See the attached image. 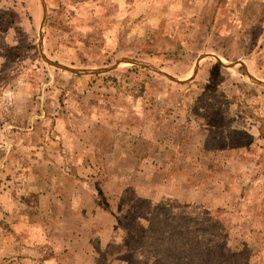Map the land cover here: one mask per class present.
Segmentation results:
<instances>
[{
	"label": "rangeland",
	"instance_id": "374dc122",
	"mask_svg": "<svg viewBox=\"0 0 264 264\" xmlns=\"http://www.w3.org/2000/svg\"><path fill=\"white\" fill-rule=\"evenodd\" d=\"M164 211L264 264V0H0V264H168Z\"/></svg>",
	"mask_w": 264,
	"mask_h": 264
},
{
	"label": "trees",
	"instance_id": "16d2710c",
	"mask_svg": "<svg viewBox=\"0 0 264 264\" xmlns=\"http://www.w3.org/2000/svg\"><path fill=\"white\" fill-rule=\"evenodd\" d=\"M161 214L163 218L158 220V224L161 221L162 228H155L154 223L156 221H152L149 223L146 228L147 235L151 239L152 246L155 251H160L156 247L162 250V254L164 255L165 260L168 264H193L197 260L195 257L192 258V255H182L183 251L186 248H190L192 246L197 247L199 243V237L206 234L205 229L203 228V223L197 220H189L188 222H180L175 224L174 227H168V225L163 224L166 220L171 221L170 213L158 212L154 215V218L158 217ZM169 214V216H167ZM160 215V216H161ZM166 225V226H165ZM209 233V232H208ZM204 234V235H205ZM204 253H209L205 250ZM223 261V260H222ZM220 261V262H222ZM207 264L211 261L208 259L204 261ZM215 262H219V260H215ZM196 264V263H195ZM204 264V263H202Z\"/></svg>",
	"mask_w": 264,
	"mask_h": 264
}]
</instances>
